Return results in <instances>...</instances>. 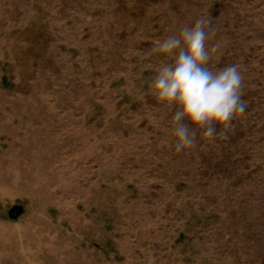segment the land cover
Returning <instances> with one entry per match:
<instances>
[{
	"label": "rangeland",
	"instance_id": "1",
	"mask_svg": "<svg viewBox=\"0 0 264 264\" xmlns=\"http://www.w3.org/2000/svg\"><path fill=\"white\" fill-rule=\"evenodd\" d=\"M199 17L247 107L176 153L154 48ZM0 264H264V0H0Z\"/></svg>",
	"mask_w": 264,
	"mask_h": 264
},
{
	"label": "clouds",
	"instance_id": "2",
	"mask_svg": "<svg viewBox=\"0 0 264 264\" xmlns=\"http://www.w3.org/2000/svg\"><path fill=\"white\" fill-rule=\"evenodd\" d=\"M211 17H199L193 26H184L155 44L154 51L166 57L149 85L151 94L173 111L169 149L181 153L196 145L198 130L208 139L226 138L237 114L247 107L242 99L244 77L238 64L219 69L209 66L212 52ZM191 125V126H190ZM217 126L221 131L217 132Z\"/></svg>",
	"mask_w": 264,
	"mask_h": 264
},
{
	"label": "water",
	"instance_id": "3",
	"mask_svg": "<svg viewBox=\"0 0 264 264\" xmlns=\"http://www.w3.org/2000/svg\"><path fill=\"white\" fill-rule=\"evenodd\" d=\"M17 211V214L15 216H18L22 212V207L21 206H15L10 210V215L14 216L13 212Z\"/></svg>",
	"mask_w": 264,
	"mask_h": 264
}]
</instances>
